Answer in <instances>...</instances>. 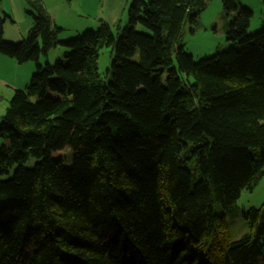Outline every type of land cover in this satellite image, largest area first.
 I'll return each mask as SVG.
<instances>
[{
  "label": "trees",
  "instance_id": "16d2710c",
  "mask_svg": "<svg viewBox=\"0 0 264 264\" xmlns=\"http://www.w3.org/2000/svg\"><path fill=\"white\" fill-rule=\"evenodd\" d=\"M205 7L132 0L120 34L101 19L59 41L42 0H24L18 43L0 15V54L35 62L0 121V264H264V201L240 236L226 220L264 175V18L248 32L253 12L221 0L228 45L195 60L183 26ZM57 45L64 60L41 65Z\"/></svg>",
  "mask_w": 264,
  "mask_h": 264
},
{
  "label": "rangeland",
  "instance_id": "374dc122",
  "mask_svg": "<svg viewBox=\"0 0 264 264\" xmlns=\"http://www.w3.org/2000/svg\"><path fill=\"white\" fill-rule=\"evenodd\" d=\"M131 1H129L127 8L124 11L122 21H118L116 19L114 23H111L109 20H112V18L105 15L104 10L103 13L98 11V5L103 3L104 0H42L45 8L53 19V24L61 28V30L57 33V40L59 41L72 38L85 30L97 29L99 26V19H102L109 24L113 34H120L127 23L128 7ZM238 1L242 6L247 7L253 12V16L250 19L249 27L247 29L248 32H254L260 29L261 22L264 18L261 0ZM86 2L90 3L92 6L95 5V8L92 10L89 8L91 6L85 8L84 4ZM2 3L6 9V11H3L7 14H9L8 12L10 11L16 14L17 24L14 26L15 29L22 30L27 24L29 25L31 23V15L24 10V0H20L23 15L22 19L19 17L15 6L13 10L11 9L9 0H2ZM234 14V12H232L230 16L225 14L221 7V0H206V7L200 13V17L194 31H191V28L195 25H192L189 22H186L183 26L182 43L184 49L189 52L195 60H198L225 48L228 45V42L224 34V27L230 20V17ZM119 17L120 16L117 18ZM5 21H8V19L6 18ZM5 21L4 23L12 25L11 22ZM26 36L27 33L24 38H26ZM7 37L8 36L5 37L6 39L3 38V40L11 43H18L22 40L21 37ZM63 52V47L57 45L51 48L46 55L41 54L39 56V62L41 65H44L46 60L50 63H53L58 58L64 60ZM111 62V49L109 47L101 48L97 68L104 82H107L110 79ZM28 65H31L32 68L29 69ZM34 70V61L18 63L15 59L0 54V121L15 89H24ZM10 82L18 84V86L12 88V83ZM2 143L3 138L0 137V146ZM63 157L65 159V166L69 167L72 162V151L69 148H65L63 151ZM37 160V158L30 157L25 162V166L27 168H31ZM263 201L264 175L252 191H241L240 196L237 199L235 209L226 213L228 233L231 239L240 236L248 229L245 220H243L241 216V211L251 206L259 207Z\"/></svg>",
  "mask_w": 264,
  "mask_h": 264
},
{
  "label": "crops",
  "instance_id": "0c3cea01",
  "mask_svg": "<svg viewBox=\"0 0 264 264\" xmlns=\"http://www.w3.org/2000/svg\"><path fill=\"white\" fill-rule=\"evenodd\" d=\"M4 1V0H3ZM10 1V5H11V9L13 10L14 9V6L15 8L17 9L18 11V14H19V17L22 19L23 18V15H22V9H21V4H20V0H9ZM86 1H91V0H86ZM130 0H104L103 3H101L100 5H98V11L101 13H103V10H104V13L105 15L109 16L110 18H112V20H109L111 23H114L116 21V19L118 21H122L123 19V15H124V11L125 9L127 8V5L129 3ZM91 6V7H89ZM95 5H91L90 3H85L84 4V7L87 8H91L94 9ZM82 8H83V4H82ZM5 9V7L3 6V3H2V0H0V15L3 13H6L5 11H3ZM25 10V9H24ZM9 14V17H7L8 21H5V22H11L12 25H9L7 23H4L3 25V37L5 36H16V37H25L27 31H28V28H29V25L27 24L22 30L20 29H15L14 26L15 24H17V17H16V14L14 12H8ZM7 14V13H6ZM118 16H120L119 18H117ZM101 20V19H99ZM26 23V21H25ZM16 32V33H15ZM15 33V34H14ZM4 37V38H5ZM7 37V38H8ZM6 39V38H5ZM29 66V69L32 68L31 65H28ZM9 82V81H8ZM12 83V82H10ZM16 86H18V84H14L12 83V88H15Z\"/></svg>",
  "mask_w": 264,
  "mask_h": 264
}]
</instances>
